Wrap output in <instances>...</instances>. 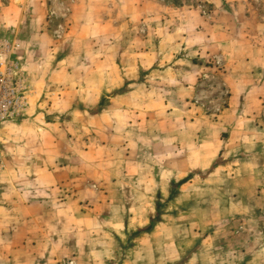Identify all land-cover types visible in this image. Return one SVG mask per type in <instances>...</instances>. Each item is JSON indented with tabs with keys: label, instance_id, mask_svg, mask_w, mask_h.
Listing matches in <instances>:
<instances>
[{
	"label": "rangeland",
	"instance_id": "374dc122",
	"mask_svg": "<svg viewBox=\"0 0 264 264\" xmlns=\"http://www.w3.org/2000/svg\"><path fill=\"white\" fill-rule=\"evenodd\" d=\"M3 65L0 264H264L231 154L187 126L236 97L264 134V0H0Z\"/></svg>",
	"mask_w": 264,
	"mask_h": 264
},
{
	"label": "crops",
	"instance_id": "0c3cea01",
	"mask_svg": "<svg viewBox=\"0 0 264 264\" xmlns=\"http://www.w3.org/2000/svg\"><path fill=\"white\" fill-rule=\"evenodd\" d=\"M250 108L242 99L232 97L230 107L218 120H205V117L198 113V116L187 121V126L212 128L209 133L213 134L209 136L214 137V145L218 150L217 158L221 153L231 154L232 157L225 158L218 167L221 171L228 172L226 177L231 178L237 192L252 200L248 207L247 202L245 205L241 202L243 198L239 196L240 205L231 206L232 213L240 222L245 219L250 226L261 229L264 223V219L259 216L260 209L264 210V134L254 129L263 124L260 122L261 114L259 115L262 111L259 108L253 111ZM213 160L212 163L216 159ZM212 163L208 167H211ZM251 215H254V219H251Z\"/></svg>",
	"mask_w": 264,
	"mask_h": 264
},
{
	"label": "built area",
	"instance_id": "2783aa9c",
	"mask_svg": "<svg viewBox=\"0 0 264 264\" xmlns=\"http://www.w3.org/2000/svg\"><path fill=\"white\" fill-rule=\"evenodd\" d=\"M22 90V85L14 81L12 69L0 67V125L14 119L23 107Z\"/></svg>",
	"mask_w": 264,
	"mask_h": 264
}]
</instances>
